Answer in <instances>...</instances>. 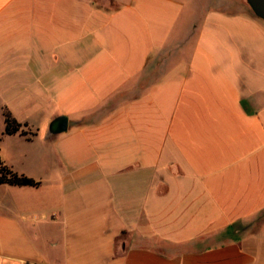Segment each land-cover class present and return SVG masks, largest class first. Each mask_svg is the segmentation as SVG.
Instances as JSON below:
<instances>
[{
	"label": "crops",
	"instance_id": "1",
	"mask_svg": "<svg viewBox=\"0 0 264 264\" xmlns=\"http://www.w3.org/2000/svg\"><path fill=\"white\" fill-rule=\"evenodd\" d=\"M0 162V264H264V20L0 0Z\"/></svg>",
	"mask_w": 264,
	"mask_h": 264
},
{
	"label": "trees",
	"instance_id": "2",
	"mask_svg": "<svg viewBox=\"0 0 264 264\" xmlns=\"http://www.w3.org/2000/svg\"><path fill=\"white\" fill-rule=\"evenodd\" d=\"M4 113L6 120L5 133L13 134L19 131L21 134L28 133L26 130L22 129L23 124L20 123L8 109H6ZM0 183L37 186L40 184V181L25 174H19L9 165L4 162H0Z\"/></svg>",
	"mask_w": 264,
	"mask_h": 264
},
{
	"label": "water",
	"instance_id": "3",
	"mask_svg": "<svg viewBox=\"0 0 264 264\" xmlns=\"http://www.w3.org/2000/svg\"><path fill=\"white\" fill-rule=\"evenodd\" d=\"M254 13L264 20V0H247ZM68 127V119L66 116H61L55 119L51 124V131L53 133L65 131Z\"/></svg>",
	"mask_w": 264,
	"mask_h": 264
}]
</instances>
